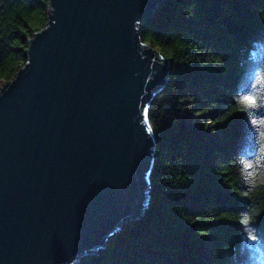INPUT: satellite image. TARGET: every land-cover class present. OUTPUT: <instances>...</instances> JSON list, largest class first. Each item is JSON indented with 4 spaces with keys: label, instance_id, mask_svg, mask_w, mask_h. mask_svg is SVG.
<instances>
[{
    "label": "water",
    "instance_id": "water-1",
    "mask_svg": "<svg viewBox=\"0 0 264 264\" xmlns=\"http://www.w3.org/2000/svg\"><path fill=\"white\" fill-rule=\"evenodd\" d=\"M161 2L49 0L0 85V264H75L144 214L169 60L141 28Z\"/></svg>",
    "mask_w": 264,
    "mask_h": 264
},
{
    "label": "trees",
    "instance_id": "trees-1",
    "mask_svg": "<svg viewBox=\"0 0 264 264\" xmlns=\"http://www.w3.org/2000/svg\"><path fill=\"white\" fill-rule=\"evenodd\" d=\"M48 14L0 0V85ZM141 38L169 60L149 204L75 264H264V0H162Z\"/></svg>",
    "mask_w": 264,
    "mask_h": 264
},
{
    "label": "snow or ice",
    "instance_id": "snow-or-ice-1",
    "mask_svg": "<svg viewBox=\"0 0 264 264\" xmlns=\"http://www.w3.org/2000/svg\"><path fill=\"white\" fill-rule=\"evenodd\" d=\"M245 99H248V100H250L251 98H250V97H245Z\"/></svg>",
    "mask_w": 264,
    "mask_h": 264
}]
</instances>
